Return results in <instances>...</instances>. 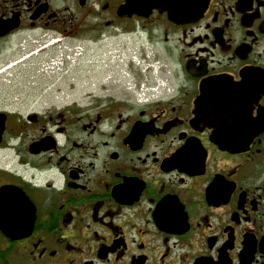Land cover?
I'll return each instance as SVG.
<instances>
[{"label":"flooded vegetation","instance_id":"1","mask_svg":"<svg viewBox=\"0 0 264 264\" xmlns=\"http://www.w3.org/2000/svg\"><path fill=\"white\" fill-rule=\"evenodd\" d=\"M124 2L0 0V53L122 38L149 72L0 108V264H264V0Z\"/></svg>","mask_w":264,"mask_h":264},{"label":"rangeland","instance_id":"2","mask_svg":"<svg viewBox=\"0 0 264 264\" xmlns=\"http://www.w3.org/2000/svg\"><path fill=\"white\" fill-rule=\"evenodd\" d=\"M57 38L59 35L49 36L43 41L11 43L1 51L0 69L8 64L16 65L9 70L12 76L6 77V80L2 79L4 73L0 74V108H13V104H6L13 101L36 104L61 102L62 92L68 89V85L73 84L78 94L85 86L99 85L101 75L102 78H110L106 83L124 88L126 81L139 78L137 75L149 74L140 73L142 66H136V61L129 57L136 44H125L122 38H113L79 59H70V64L63 62L58 68H44L41 65L50 60L57 63L66 53L63 43L56 41ZM51 40L54 41L52 45L48 44ZM101 53L105 55V60L94 57V54ZM102 70L105 72L100 73Z\"/></svg>","mask_w":264,"mask_h":264},{"label":"water","instance_id":"3","mask_svg":"<svg viewBox=\"0 0 264 264\" xmlns=\"http://www.w3.org/2000/svg\"><path fill=\"white\" fill-rule=\"evenodd\" d=\"M208 0H125L119 7L121 14L147 15L153 8L165 11L169 19L174 21H187L197 17L204 10ZM221 147L230 148L236 142L216 140Z\"/></svg>","mask_w":264,"mask_h":264}]
</instances>
